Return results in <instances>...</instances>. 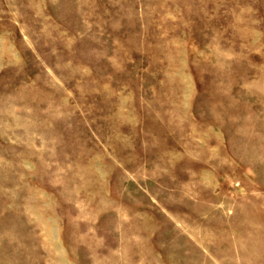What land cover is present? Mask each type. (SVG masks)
Returning <instances> with one entry per match:
<instances>
[{
	"label": "rangeland",
	"instance_id": "1",
	"mask_svg": "<svg viewBox=\"0 0 264 264\" xmlns=\"http://www.w3.org/2000/svg\"><path fill=\"white\" fill-rule=\"evenodd\" d=\"M175 137L211 186L140 236ZM49 263L264 264V0H0V264Z\"/></svg>",
	"mask_w": 264,
	"mask_h": 264
},
{
	"label": "crops",
	"instance_id": "2",
	"mask_svg": "<svg viewBox=\"0 0 264 264\" xmlns=\"http://www.w3.org/2000/svg\"><path fill=\"white\" fill-rule=\"evenodd\" d=\"M171 144V148H157L158 150L154 152L153 150L150 151L154 156H157L150 168L147 166L149 161L145 159V161L128 163L125 168L118 169L121 171L120 179L122 180V177L127 176L132 182V187L135 186V189H130L135 196V206L130 204L129 213L131 215L133 212L135 213L137 234L140 236H148V233H152L154 229L166 227L167 224L164 221L169 219L168 214L164 212L160 216L158 215L161 207L158 205L157 207L155 205L150 206L149 203L164 202L165 200L158 197L167 196L169 193L181 204L194 202L195 199L200 198L202 190L206 191L211 186V184L203 181H206V176L214 174L212 171L210 172L212 169H202L194 161L201 151L195 150L191 142L185 144L184 140H178L177 137L172 139ZM144 152L147 153L148 151L144 149ZM222 170L225 173L226 170ZM141 187H144L145 190H142ZM154 187L160 188L158 190L160 196L156 195ZM179 206L181 209L178 206H173L172 209H177L170 213L183 222L185 206ZM189 218L194 219L195 216L192 215Z\"/></svg>",
	"mask_w": 264,
	"mask_h": 264
},
{
	"label": "bare ground",
	"instance_id": "3",
	"mask_svg": "<svg viewBox=\"0 0 264 264\" xmlns=\"http://www.w3.org/2000/svg\"><path fill=\"white\" fill-rule=\"evenodd\" d=\"M237 49H239V48H237ZM244 49V48H243ZM246 51V50H245ZM186 81V80H185ZM100 207H102V204L101 205H99ZM24 210L26 211L27 210V212H28V208L27 207H25L24 208ZM40 228H41V223L40 222H38V224H37ZM43 233V232H42ZM44 248V247H43ZM45 249V248H44ZM49 264H51V263H49Z\"/></svg>",
	"mask_w": 264,
	"mask_h": 264
}]
</instances>
